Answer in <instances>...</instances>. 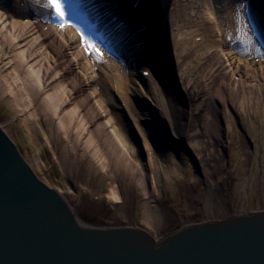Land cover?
<instances>
[{
    "label": "bare ground",
    "instance_id": "bare-ground-1",
    "mask_svg": "<svg viewBox=\"0 0 264 264\" xmlns=\"http://www.w3.org/2000/svg\"><path fill=\"white\" fill-rule=\"evenodd\" d=\"M131 1H139V6L134 8ZM185 1L188 4L186 10L197 13L196 20L186 22L180 9L182 3L178 0H112V3L108 0L97 1L102 3L101 7L113 8L114 4H118L117 9L113 10L132 26V29L126 31L117 30L119 37L134 33V39L128 41L131 46L126 43L127 48L123 51V56L130 64L144 60L142 55H150L149 50L153 47L159 52L160 44L158 42L154 46V41L158 38L162 42V34L166 32L167 26L172 34V30H180L183 23L184 28H192V39L203 36V42L200 44L194 40L189 43L185 37H181V41H176V45L173 43V47L171 39L170 42L165 40L163 53L157 54L158 56L152 54L149 59L152 64H144L141 71L139 70V75L130 65L126 68L115 61L113 56L114 63L108 64L105 59L100 60L95 55L86 56L85 47L81 44L77 46L79 40L74 32L65 28L61 30L51 23L54 20L51 14L41 9L44 0H39V5L33 0H10V4L6 0L0 2V39L5 40L9 51V60L4 67L10 68V73L0 76V92L3 97L9 98L11 108L16 115L23 117L24 121L50 123L51 130L48 126L43 128L44 145H51L52 142L65 144L71 148L69 151L74 155L73 161L89 157L94 163H99L98 166L108 163L103 152L104 146H107L120 162H125L126 157L130 158L134 154L133 148L129 147L128 141L110 115L113 113L112 107L118 108L115 105L117 99L126 105L128 96L135 97L144 104L146 101L153 103V106H145L142 119L145 124H151V133L157 136L156 140L166 146V149L163 146L160 149L162 158L172 164L159 167L157 173L153 171V179L156 175L162 180L169 179L170 175L172 179L177 178L180 168L172 162L180 152L176 143L187 146L189 150L191 148V152L196 154L198 159V169L195 170L197 176L194 179L209 188L213 200L217 201L215 214L225 217L224 210L218 204L219 197L210 189L215 185L214 168L211 163L206 162L208 158L222 156V149H217V146H221L223 136L219 134L222 130L219 105L222 103L232 108L233 112L235 109H247L244 115L251 114L254 120L258 114H263L264 127V57L257 58L251 56L250 51L245 54L239 49L231 48L222 33L232 24L227 17L243 3L241 5V2L236 0H231L232 3L228 0H211L217 15V20L213 22L199 15L205 5L203 2ZM68 3L72 4V1ZM256 3L261 6L264 0H256ZM94 4L95 1L89 5ZM225 4H228V8ZM223 9L227 11V16ZM98 11L99 8L93 13ZM41 15L47 19L41 20ZM259 15V19L264 22V14ZM143 16L147 18L145 21L141 20ZM146 27V34H143L144 31L137 33L139 28ZM232 27H236L233 31L241 43L246 42L243 40L247 38L244 33L246 27L239 23H233ZM218 30L220 35L216 34ZM153 33L154 36L150 37ZM91 35L88 31L87 38L92 43ZM175 52L184 66L182 74L185 76V82L182 88L185 97L181 94L176 96L172 89L173 85H176L172 72ZM107 55L106 53L105 57ZM96 60H100L101 65H96ZM143 71L150 72L148 78L142 77ZM158 75L162 77L161 84ZM229 108L225 113L227 118L228 114H232ZM135 128L138 129V125L135 124ZM226 132L231 133L232 128L228 127ZM140 136L142 138V133ZM144 141L147 165L149 164L151 172L152 147L145 139ZM236 177L242 179L240 174ZM142 187L146 191L145 184ZM154 188H157L156 184ZM235 190L238 192L239 189ZM109 198L114 202L120 201L113 187L109 191ZM201 206L198 204L196 213L204 215L206 211H202ZM262 212L264 210L254 213ZM146 213L150 220L156 221L159 218L157 209L152 208L151 212ZM254 213L191 223L181 229L226 222Z\"/></svg>",
    "mask_w": 264,
    "mask_h": 264
},
{
    "label": "rangeland",
    "instance_id": "rangeland-1",
    "mask_svg": "<svg viewBox=\"0 0 264 264\" xmlns=\"http://www.w3.org/2000/svg\"><path fill=\"white\" fill-rule=\"evenodd\" d=\"M15 1L19 2V0ZM178 1L182 3L180 9L186 22L196 19L195 12L186 10L187 2ZM210 2L211 0H208L209 4H205L200 13L206 18H209L210 13L212 15L214 13ZM10 12L9 10L8 13ZM185 29L187 28H184L182 23L180 30L172 31L171 34L170 27L167 26L164 37L168 41L171 39L173 42H179L177 35L185 34ZM187 38L190 42V37L187 36ZM200 43L202 41L198 42ZM0 50L2 54L0 56V76H3L10 73V68L4 67L9 60L5 40L0 39ZM183 68L184 66L177 57L176 66L173 69L176 85H173L172 89L177 94L176 96L181 94L185 97L182 88L185 76L181 75ZM128 98L127 105L124 102L120 103L117 99L115 105L118 108L112 107L113 113L110 114L128 141L129 147L134 150V154L129 156L130 158L126 157L125 162L117 160L107 146L103 147V152L108 163L98 166L99 163H94L89 157L73 161L74 155L69 151L71 148L66 147L65 144L59 145L52 142L51 145H44L43 128L48 126L51 130L50 123L24 121L23 117L16 115L11 108L9 98L3 97L1 92L0 126L37 177L62 196L76 221L85 227L139 228L155 239H159L191 223L222 220L235 215L264 210L263 114H258L254 120L251 114L244 115L247 109L243 111L235 109L233 112L232 108L222 103L219 105L222 128L219 134L224 137L222 136L221 146L220 148L217 146V149H222V156L208 158L206 162L211 163L214 168L215 185H212L210 189L214 190L219 197L218 204L226 215L223 217V215L215 214L217 204L215 202L217 201L213 200L209 188L194 179L197 176L195 170L198 169V159L196 154L193 155L191 152V148L189 150L185 145H176L180 152L172 162L180 168L177 178L172 179L170 175L169 179L162 180L159 175H156L158 179H153V174H151L153 171L157 173L159 167L172 165L162 158L160 149L163 145L162 142L156 140L157 136L151 133V124H145L142 119L145 106L154 104L146 101L145 105L143 101L140 102L135 97L128 96ZM122 104L131 112L128 111V114L123 112ZM116 108L118 112L115 111ZM227 108L230 113L232 112V117L228 114L229 118H227L225 114ZM178 114L180 116V113ZM135 124L138 125V129L135 128ZM228 127L232 128V132L227 134ZM251 130H253L252 134H250ZM139 132L142 133V138ZM143 137L152 147L151 172H149V164L147 165ZM163 147L166 149L165 145ZM76 151L79 152L77 149ZM236 174L242 175V179H237ZM143 184H145L146 191L142 187ZM155 184L157 188H154ZM112 187L120 197L118 202L109 198V191ZM235 189H239L238 192ZM198 204L202 205V211H206L204 215L196 213ZM152 208L157 209L159 213L156 221L150 220L146 213V211L151 212Z\"/></svg>",
    "mask_w": 264,
    "mask_h": 264
},
{
    "label": "water",
    "instance_id": "water-1",
    "mask_svg": "<svg viewBox=\"0 0 264 264\" xmlns=\"http://www.w3.org/2000/svg\"><path fill=\"white\" fill-rule=\"evenodd\" d=\"M0 264H264V212L159 239L85 227L0 126Z\"/></svg>",
    "mask_w": 264,
    "mask_h": 264
},
{
    "label": "snow or ice",
    "instance_id": "snow-or-ice-1",
    "mask_svg": "<svg viewBox=\"0 0 264 264\" xmlns=\"http://www.w3.org/2000/svg\"><path fill=\"white\" fill-rule=\"evenodd\" d=\"M44 4L46 7L52 9L54 18L60 21L58 27H60L61 30H63L66 26H70L67 24L65 19L63 0H44ZM81 45L85 47L88 54H95L97 57L101 55L99 49H97L91 41L86 40L83 36H81Z\"/></svg>",
    "mask_w": 264,
    "mask_h": 264
}]
</instances>
